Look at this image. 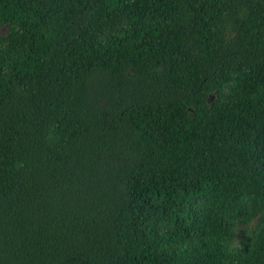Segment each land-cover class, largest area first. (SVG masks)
<instances>
[{
  "label": "trees",
  "instance_id": "trees-1",
  "mask_svg": "<svg viewBox=\"0 0 264 264\" xmlns=\"http://www.w3.org/2000/svg\"><path fill=\"white\" fill-rule=\"evenodd\" d=\"M0 28V264H264V0H0Z\"/></svg>",
  "mask_w": 264,
  "mask_h": 264
},
{
  "label": "water",
  "instance_id": "water-1",
  "mask_svg": "<svg viewBox=\"0 0 264 264\" xmlns=\"http://www.w3.org/2000/svg\"><path fill=\"white\" fill-rule=\"evenodd\" d=\"M212 101H213V96H210L209 97V103H212Z\"/></svg>",
  "mask_w": 264,
  "mask_h": 264
},
{
  "label": "rangeland",
  "instance_id": "rangeland-1",
  "mask_svg": "<svg viewBox=\"0 0 264 264\" xmlns=\"http://www.w3.org/2000/svg\"><path fill=\"white\" fill-rule=\"evenodd\" d=\"M4 33V29L0 28V35H2Z\"/></svg>",
  "mask_w": 264,
  "mask_h": 264
}]
</instances>
